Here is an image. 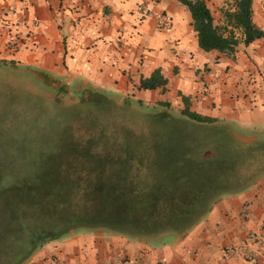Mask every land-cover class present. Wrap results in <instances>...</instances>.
Returning a JSON list of instances; mask_svg holds the SVG:
<instances>
[{
	"label": "crops",
	"instance_id": "crops-1",
	"mask_svg": "<svg viewBox=\"0 0 264 264\" xmlns=\"http://www.w3.org/2000/svg\"><path fill=\"white\" fill-rule=\"evenodd\" d=\"M205 1L217 25L224 23L223 10H234L231 0ZM251 10L252 22L264 31V0H252ZM160 14L170 20V29L158 27ZM235 33L234 54L201 50L189 12L177 0H0L5 58L37 67L34 71L61 85L82 83L115 97L171 101L181 109L180 93L193 111L264 132V37L245 45L240 30ZM155 69L168 79L166 90L138 89ZM229 247H247L249 257L225 258ZM125 261L264 264V175L246 190L220 197L183 235L153 242L77 231L46 243L24 264Z\"/></svg>",
	"mask_w": 264,
	"mask_h": 264
},
{
	"label": "trees",
	"instance_id": "trees-1",
	"mask_svg": "<svg viewBox=\"0 0 264 264\" xmlns=\"http://www.w3.org/2000/svg\"><path fill=\"white\" fill-rule=\"evenodd\" d=\"M177 1L205 52L234 54L235 30L245 45L264 37L251 19L252 0H231L234 10H223V25L215 24L205 0ZM167 84L155 69L137 88L165 91ZM76 94L79 110L113 116L120 107L137 113L144 107L141 99L119 100L86 85ZM179 96L182 108L174 113L166 112L168 101L147 106L161 110L150 112L154 124L145 139L125 127L123 139L111 144L99 139L104 130L96 127L95 138L84 142L16 143L0 153V264H24L46 243L81 230L153 242L183 235L220 197L264 175V140L240 137Z\"/></svg>",
	"mask_w": 264,
	"mask_h": 264
},
{
	"label": "rangeland",
	"instance_id": "rangeland-1",
	"mask_svg": "<svg viewBox=\"0 0 264 264\" xmlns=\"http://www.w3.org/2000/svg\"><path fill=\"white\" fill-rule=\"evenodd\" d=\"M34 68L38 70L37 67L25 66L20 61L5 58L0 53V146L4 136H9L6 146L0 147V153L7 152L16 143L50 140L57 143L64 140L84 142L89 138H95L96 127L103 128V136L100 135L99 139L108 143H111L109 140L123 139L125 127V131L130 135L137 137L138 134L145 139L144 136L149 135L153 123L150 112L161 110L160 107H147L157 101L143 100L144 107L137 106L140 113L122 107L113 111V116L110 110L107 112L104 110L93 112L90 108L79 110L76 107V103L79 102L76 91L80 87H72L67 82V86L61 85L53 78L34 71ZM105 93L115 97L110 92ZM115 98L119 100L130 98L132 101L139 99L130 94ZM169 103L171 109L168 108L166 112L174 113L179 110L177 105L171 101ZM94 121L97 122L96 125ZM222 122L229 124L240 137L264 140V132L259 128L254 129L235 121Z\"/></svg>",
	"mask_w": 264,
	"mask_h": 264
},
{
	"label": "built area",
	"instance_id": "built-area-1",
	"mask_svg": "<svg viewBox=\"0 0 264 264\" xmlns=\"http://www.w3.org/2000/svg\"><path fill=\"white\" fill-rule=\"evenodd\" d=\"M138 10L145 13V9L142 7V5L138 6ZM157 25L159 28L161 29H170L171 28V22L170 20L164 16L163 14H160L157 16ZM244 254L247 255V257H249V249L247 247H229V248H225L223 251V256L225 258H232L237 256L238 254ZM122 264H133L130 261H125Z\"/></svg>",
	"mask_w": 264,
	"mask_h": 264
}]
</instances>
